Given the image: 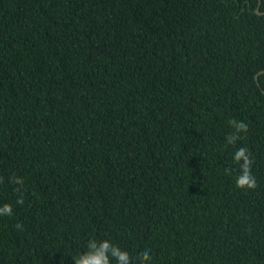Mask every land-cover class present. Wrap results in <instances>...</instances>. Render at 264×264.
I'll return each instance as SVG.
<instances>
[{
	"label": "trees",
	"instance_id": "trees-1",
	"mask_svg": "<svg viewBox=\"0 0 264 264\" xmlns=\"http://www.w3.org/2000/svg\"><path fill=\"white\" fill-rule=\"evenodd\" d=\"M258 7L0 0V264H74L90 239L134 264H264ZM233 119L249 131L227 145ZM241 146L255 190L235 186Z\"/></svg>",
	"mask_w": 264,
	"mask_h": 264
},
{
	"label": "clouds",
	"instance_id": "clouds-1",
	"mask_svg": "<svg viewBox=\"0 0 264 264\" xmlns=\"http://www.w3.org/2000/svg\"><path fill=\"white\" fill-rule=\"evenodd\" d=\"M229 124L233 132L225 137L227 145H235L242 139L241 134H247L249 126L243 121L235 119L230 120ZM232 161L239 167V174L235 177V186L242 190H255L257 180L253 174L255 161L252 153L247 147H238L232 154ZM231 174V169H226ZM0 177V183H3ZM10 182L17 187L14 191L18 194L16 205L24 204L22 189L24 180L22 177L13 175ZM14 214V207L10 203L0 205V216L10 217ZM15 227L19 230L23 228L22 223H17ZM74 264H134L133 258L127 250L122 249L119 245L112 243L109 239L96 240L90 239L87 243V250L73 257ZM152 260L151 250L144 249L136 259L135 264H150Z\"/></svg>",
	"mask_w": 264,
	"mask_h": 264
},
{
	"label": "water",
	"instance_id": "water-1",
	"mask_svg": "<svg viewBox=\"0 0 264 264\" xmlns=\"http://www.w3.org/2000/svg\"><path fill=\"white\" fill-rule=\"evenodd\" d=\"M256 13H257L258 15H264V13H263V12H260V9H259V7L256 9Z\"/></svg>",
	"mask_w": 264,
	"mask_h": 264
}]
</instances>
